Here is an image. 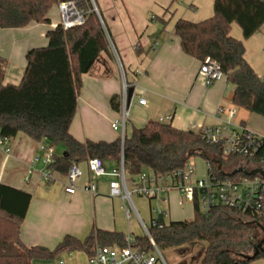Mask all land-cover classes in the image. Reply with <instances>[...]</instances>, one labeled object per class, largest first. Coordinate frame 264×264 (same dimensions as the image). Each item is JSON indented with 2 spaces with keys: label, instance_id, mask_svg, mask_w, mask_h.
<instances>
[{
  "label": "trees",
  "instance_id": "obj_1",
  "mask_svg": "<svg viewBox=\"0 0 264 264\" xmlns=\"http://www.w3.org/2000/svg\"><path fill=\"white\" fill-rule=\"evenodd\" d=\"M56 2L0 0V27L51 23L49 12ZM214 9V15L202 21L179 19L175 33L186 53L201 61L210 56L221 64L226 78L235 85V106L264 117V78L247 61L244 40L230 34L234 22L242 27L245 39L258 32L264 26V0H215ZM46 35L48 45L33 47L27 52V65L20 83H4L7 62L0 60V137L12 139L23 132L54 147L63 144L64 152L55 156L51 166L61 172H68L73 162L94 157L119 165L123 158L126 174L132 176L146 169L168 172L198 155L213 165L221 161L228 171H233L237 163L249 165L247 159L238 156L224 157L222 146L206 143L200 131L179 129L159 120H149L144 127L134 128L124 141L121 137L113 141L77 139L71 133V125L78 110L82 76L91 70L102 53L114 57L107 24L92 11L84 24L70 29L58 24ZM135 49L142 53L140 44ZM110 104L119 112L122 94H113ZM31 200L30 192L0 182V264H32L35 259L56 258L65 251L81 250L92 256L99 245L124 247L127 244L123 232L93 228L84 239L66 235L55 248L28 246L21 232ZM263 219L264 215L253 216L223 206L216 207L207 216L195 201L194 218L173 220L163 228H151L150 232L162 253L174 250L182 257L181 263L238 261L249 264L264 258V243L263 250L254 259L242 257L261 241L255 231L257 221L262 223ZM133 246L153 250L147 235L137 236ZM196 250L200 251L198 257Z\"/></svg>",
  "mask_w": 264,
  "mask_h": 264
},
{
  "label": "crops",
  "instance_id": "obj_2",
  "mask_svg": "<svg viewBox=\"0 0 264 264\" xmlns=\"http://www.w3.org/2000/svg\"><path fill=\"white\" fill-rule=\"evenodd\" d=\"M214 3L215 0H96L103 22L107 24L114 57L102 53L91 70L83 74L71 133L81 141H113L120 137V131L111 126L120 111L112 108L110 98L115 93L122 94L124 81L135 88L126 127L128 136L134 128L144 127L149 120H159L169 114L173 116L170 123L183 130L222 124L227 114L219 117L215 113L220 106H235V85L227 78L210 85L198 79L202 61L183 50L180 37L175 33L176 22L181 18L198 22L212 17ZM49 17L51 23L0 27V60L7 62L4 83H20L27 65V52L33 47L48 45L47 31L59 24L51 18V10ZM230 34L244 40L247 61L264 78V26L245 39L242 27L234 22ZM136 44H140L141 54L136 52ZM139 98H145L146 104L139 103ZM238 121L260 133L250 119ZM40 144L41 141L20 132L8 139L9 152L0 145V182L32 194L21 232L28 246L55 248L66 235L84 239L93 228L123 232L126 238L134 240L144 236L141 220L151 229L154 219L167 225L173 220L190 218H174L171 211V220L165 223V216L153 215L150 199V212L143 215L137 202L146 197L133 198L134 207L122 196H113L110 183L116 178H93L87 161L79 162L82 176L76 183V192L70 193L66 191L67 172L53 169L54 179L46 181L42 177L45 165L33 164L34 158L44 153ZM105 165L110 171L119 166L114 161ZM91 181L97 186L95 193L84 190ZM175 195L171 206L166 203L168 210L178 198ZM89 258L85 251H65L56 258L35 259L32 264H59L61 260L65 264H90ZM249 264H264V258Z\"/></svg>",
  "mask_w": 264,
  "mask_h": 264
},
{
  "label": "built area",
  "instance_id": "obj_3",
  "mask_svg": "<svg viewBox=\"0 0 264 264\" xmlns=\"http://www.w3.org/2000/svg\"><path fill=\"white\" fill-rule=\"evenodd\" d=\"M57 3L59 24L64 29L84 24L92 11L97 12V14L100 13L95 0H58ZM99 17L103 22L101 14ZM225 78L226 74L217 60L208 56L201 62L198 79L202 80L204 84L210 85ZM128 88L129 85L124 81L120 114L111 124L114 130L120 131V137L123 141L127 135L126 127L131 106V100L128 98ZM139 103L146 104V99L139 98ZM215 114L219 117L227 114V118L220 125L202 126L198 130L202 139L208 144L221 145L224 157L238 156L249 161L248 166L237 163L235 169L240 167L246 170L258 167L264 169L262 165L264 164V134L249 129L237 120V106L229 108L220 106ZM172 118L173 116L169 114L161 117L159 121L170 123ZM0 145L4 146L7 152L10 151L7 138L0 137ZM40 149L44 153L42 156H36L33 164L42 162L45 165L42 177L46 181H51L54 179L51 166L55 162V148L48 142H41ZM123 160L122 158L120 165L112 171L108 170L105 163L98 157L90 158L87 164L93 178L115 177L116 179L110 183L111 194L122 196L123 199L130 201L133 206L134 194L155 200L157 203H168L169 206L172 204V195L177 194L176 203L180 207H184L188 203L195 205V201H198L201 211L207 216L210 215L213 209L220 206L236 209L253 216L264 215V177L260 174L247 175L240 172L235 175L241 174L242 176L234 178L231 174H227L232 171H228L221 161H216V164L213 165L211 161L205 159L204 172L200 175L198 166L191 157L183 166L168 172L157 173L146 169L134 175L137 180L134 179L130 187ZM219 163H222V169L219 168ZM222 170L226 173H222ZM81 176L82 169L79 163L73 162L67 172L66 191L76 192V183ZM84 190L95 193L97 186L91 181L84 186ZM152 211L159 216H171L170 207L169 210L156 207ZM136 212L140 218L137 210ZM127 213L130 215L129 209ZM141 222L153 245L152 251L135 248L133 246L134 240L128 237L126 238L127 244L124 247L119 245L97 246L95 253L89 258L90 264H157L158 262L167 264L162 251L151 235L150 228L142 220ZM164 226L157 219L151 222V228H163ZM59 264L65 263L61 260Z\"/></svg>",
  "mask_w": 264,
  "mask_h": 264
},
{
  "label": "rangeland",
  "instance_id": "obj_4",
  "mask_svg": "<svg viewBox=\"0 0 264 264\" xmlns=\"http://www.w3.org/2000/svg\"><path fill=\"white\" fill-rule=\"evenodd\" d=\"M51 18L55 21H59L58 3L57 2L51 8ZM111 47H112V45H111ZM112 50H113V48H112ZM94 68H95V66L93 67V69ZM245 110L246 109H244V108L243 109L238 108L237 120L244 119V118L250 119V121L254 125V127H256L260 133L264 134V117L259 115V114H256V113H252L250 111L249 112L251 114H249ZM54 148L56 149V154H60L61 152H63L65 150L63 144L56 145ZM204 160H205V158L203 156H200V155L193 157V161L197 164L200 175L204 172ZM240 176H242V175L241 174L237 175V177H240ZM134 179L137 180V177L132 176L130 174H127V181H128V184L130 187L132 186ZM136 196L137 195L134 194L133 198H136ZM175 197H176V195L173 194L172 195L173 200H175ZM151 201H152V208L160 207L163 210H168V205L166 203H164V202L157 203V201H155V200H151ZM137 205H138V207H139V209L143 215H144V212H148V213L150 212V200L149 199L143 198V200L141 202H139V203L137 202ZM171 211H172V215H173L172 217H174V218H180V217L194 218V216H195V205L188 203L186 206L180 207L175 202L171 207ZM153 215L157 216V214L155 212H153ZM134 216L136 217L135 213H134ZM136 220H138L137 217H136ZM145 220L147 221V218H145ZM170 220H171V218H169V217L165 218L164 217L165 223H169ZM262 224L264 225V219H263ZM141 226L142 225H140V227ZM141 230H142L143 234L145 235L146 232H145V229L143 226L141 227ZM255 232L257 233V235L260 239L263 238L264 232L262 231V229L259 226ZM253 252H254V250H251L249 252V254H253ZM194 253H195V256L198 257L200 254V251L196 250ZM163 254L166 257L167 264H185V263L180 262L182 257L180 255H178L174 250L164 251ZM160 264H162V263H160ZM191 264H195V263H193L191 261Z\"/></svg>",
  "mask_w": 264,
  "mask_h": 264
},
{
  "label": "water",
  "instance_id": "obj_5",
  "mask_svg": "<svg viewBox=\"0 0 264 264\" xmlns=\"http://www.w3.org/2000/svg\"><path fill=\"white\" fill-rule=\"evenodd\" d=\"M98 14L100 15L99 12H98ZM122 70H123V67H122ZM134 90H135L134 86H129V88H128V98H129V100L132 99ZM123 162H124V160H123ZM219 168L222 169V163H219ZM240 172L245 173L247 175L260 174V175H262L264 177V169L263 168H259V167L258 168H254L252 170H246L245 168L240 167V168H237V169H235L232 172L227 173V174L235 175V174L240 173ZM222 173H226V172L222 170ZM247 223L250 224V223H253V221H249ZM257 225L264 232V225L261 222H258V221H257ZM263 243H264V236L261 239V241L259 242V244L257 245V247H255L253 254H243L242 257L245 258V259H249V260L250 259H254L263 250ZM224 264H240V263L238 261H236V262H233V263L225 262Z\"/></svg>",
  "mask_w": 264,
  "mask_h": 264
}]
</instances>
